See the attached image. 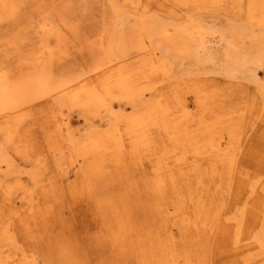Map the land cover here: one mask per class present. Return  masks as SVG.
Returning a JSON list of instances; mask_svg holds the SVG:
<instances>
[{"label":"rangeland","instance_id":"obj_1","mask_svg":"<svg viewBox=\"0 0 264 264\" xmlns=\"http://www.w3.org/2000/svg\"><path fill=\"white\" fill-rule=\"evenodd\" d=\"M142 21L208 32L172 56ZM236 32L264 65V0H0V264H264Z\"/></svg>","mask_w":264,"mask_h":264},{"label":"bare ground","instance_id":"obj_2","mask_svg":"<svg viewBox=\"0 0 264 264\" xmlns=\"http://www.w3.org/2000/svg\"><path fill=\"white\" fill-rule=\"evenodd\" d=\"M145 23V21H142L138 25L139 36L133 38L134 42L140 41L139 43H141L145 39L150 40V42L154 41L157 45L161 46L172 56H178L180 54L183 57H186L187 55L192 54V47L194 46L193 43L197 42V37L200 36V39L203 40L206 37L205 34L208 32L207 29V31L204 29V26V28L201 27V23L200 25L191 23L189 26L185 27L175 26V30L173 31H167L166 29H164L163 24L158 22L154 24ZM245 39V34L241 32L234 33V38L230 42L231 50L233 51V54L235 56L233 64L235 65V67L240 69H247L252 67L259 74H264V65L260 58H255L253 60L250 59L251 51L248 50ZM263 43L264 42L254 40L251 46L253 47V49L256 48L259 53L264 54ZM193 52H195L193 53L195 55L193 56V60H199V54L197 53L198 51L196 49H193Z\"/></svg>","mask_w":264,"mask_h":264}]
</instances>
